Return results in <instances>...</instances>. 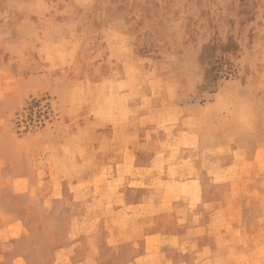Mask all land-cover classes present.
Segmentation results:
<instances>
[{"label":"crops","instance_id":"crops-1","mask_svg":"<svg viewBox=\"0 0 264 264\" xmlns=\"http://www.w3.org/2000/svg\"><path fill=\"white\" fill-rule=\"evenodd\" d=\"M170 4L0 0V264H264V75L213 89Z\"/></svg>","mask_w":264,"mask_h":264},{"label":"rangeland","instance_id":"rangeland-1","mask_svg":"<svg viewBox=\"0 0 264 264\" xmlns=\"http://www.w3.org/2000/svg\"><path fill=\"white\" fill-rule=\"evenodd\" d=\"M207 1V5H166L165 12L179 17L190 11L196 14V21L189 26L198 32V36L193 37L207 46L203 62L208 68L211 87L218 88L236 77L263 76L264 69H257L254 64L264 62V0H242L239 13L230 0ZM178 20H181L182 27L187 24L184 18ZM204 31L207 32L205 37L201 34ZM254 32L259 34L253 35ZM55 114L56 106L48 98H33L15 113L9 130L15 138H26L33 133L42 137L45 130L54 127ZM5 183L8 188L9 182L5 180ZM44 236L45 230L40 234V239L37 238L36 246L34 237L29 241L27 235L20 251L33 255L31 250L37 248L36 256H45Z\"/></svg>","mask_w":264,"mask_h":264},{"label":"bare ground","instance_id":"bare-ground-1","mask_svg":"<svg viewBox=\"0 0 264 264\" xmlns=\"http://www.w3.org/2000/svg\"><path fill=\"white\" fill-rule=\"evenodd\" d=\"M245 225V224H244Z\"/></svg>","mask_w":264,"mask_h":264}]
</instances>
